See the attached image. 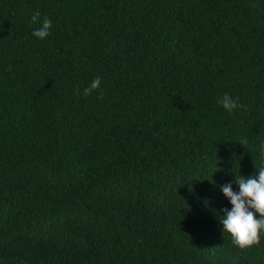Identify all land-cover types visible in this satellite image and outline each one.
Here are the masks:
<instances>
[{
  "label": "trees",
  "instance_id": "trees-1",
  "mask_svg": "<svg viewBox=\"0 0 264 264\" xmlns=\"http://www.w3.org/2000/svg\"><path fill=\"white\" fill-rule=\"evenodd\" d=\"M262 166L264 0H0V264H264Z\"/></svg>",
  "mask_w": 264,
  "mask_h": 264
},
{
  "label": "clouds",
  "instance_id": "clouds-1",
  "mask_svg": "<svg viewBox=\"0 0 264 264\" xmlns=\"http://www.w3.org/2000/svg\"><path fill=\"white\" fill-rule=\"evenodd\" d=\"M39 16V12L35 13L31 22L37 23ZM40 23L42 26L34 30L33 34L43 39L50 34L52 21L44 18ZM100 83V78L97 77L89 88L84 89V94L88 95L96 90ZM219 102L229 112L239 106L227 93ZM239 143L246 146V141L241 140ZM258 170V178L255 174L249 177L236 175L233 183L239 185V192L233 191L232 183L222 186V191L233 207L231 210H223L226 215L221 218V223L224 226V232L231 234L234 244L241 249L258 245L261 229H264V166ZM256 213L260 214L259 219L256 218Z\"/></svg>",
  "mask_w": 264,
  "mask_h": 264
}]
</instances>
